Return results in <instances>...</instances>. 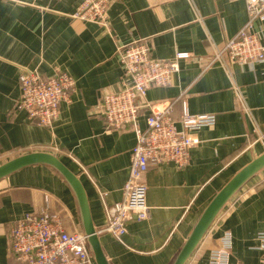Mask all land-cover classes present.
<instances>
[{"label":"crops","instance_id":"0c3cea01","mask_svg":"<svg viewBox=\"0 0 264 264\" xmlns=\"http://www.w3.org/2000/svg\"><path fill=\"white\" fill-rule=\"evenodd\" d=\"M81 2L0 0V164L31 152L55 154L82 181L110 264H173L216 193L264 152V140L255 141L264 132V63L216 60L217 50L247 26L246 0H115L107 27L76 18ZM254 30L264 44V20ZM139 40L153 58L179 65L173 83L150 87L145 103L171 104L174 119L187 106L192 114H214L216 123L193 133L197 142L188 164L150 165L143 178L148 217L130 220L119 240L104 231L107 208L123 197L137 134L109 129L101 104L106 93L133 85L118 48ZM23 69L44 78L64 71L75 80L72 100L60 104L52 126L16 108ZM149 105L140 108L141 130ZM45 210L58 213L69 231L84 232L77 196L52 166H27L0 180V264H21L12 253L11 230L25 214ZM227 232L230 264H264L258 239L264 232V169L224 207L186 264H209Z\"/></svg>","mask_w":264,"mask_h":264},{"label":"built area","instance_id":"2783aa9c","mask_svg":"<svg viewBox=\"0 0 264 264\" xmlns=\"http://www.w3.org/2000/svg\"><path fill=\"white\" fill-rule=\"evenodd\" d=\"M115 0H82L75 14L86 22L108 26V13ZM249 21L240 35L229 40L224 49H218L216 60L226 64L264 63V44L255 32L257 20H264V0H246ZM264 32V30H263ZM226 53L225 55H223ZM118 54L126 75L133 79L130 88L119 92H108L102 99V110L109 129L130 128L137 134V144L133 150L130 174L123 187V197L108 206V224L104 231L123 240L128 232V222L148 217L147 185L144 175L150 165L175 162L180 166L189 163L191 149L197 140L193 133L205 126L216 123L214 114H192L184 106L180 119H174L173 106L145 103L147 91L152 86H167L173 83L179 70L177 61L155 59L144 41H137L118 48ZM178 58H186L187 53H178ZM226 56V59L224 58ZM21 95L16 108L26 111L28 119L42 126H52L58 119L62 102H71V91L75 80L67 72L60 71L49 78L42 77L34 70L23 69L19 76ZM238 99L244 111H249L241 91L236 88ZM150 107L147 127H138L140 108ZM180 123L181 127H179ZM1 159V154H0ZM11 249L21 264H90L92 252L88 237L84 232L66 229L61 216L30 212L18 219L11 230ZM260 250L264 251V232L258 234ZM232 234L227 232L220 246L210 252L209 264H230Z\"/></svg>","mask_w":264,"mask_h":264},{"label":"water","instance_id":"95a60500","mask_svg":"<svg viewBox=\"0 0 264 264\" xmlns=\"http://www.w3.org/2000/svg\"><path fill=\"white\" fill-rule=\"evenodd\" d=\"M35 164H47L52 166L59 171L70 184L79 202L83 219L84 233L88 237L89 248L96 264H110L102 249L99 232L92 219L84 185L82 184L79 176L66 166L58 156L50 152H31L14 157L3 164H0V180L24 167ZM263 169L264 152L244 166L223 186L219 192L216 193L202 212L173 264H186L224 207L249 180H251Z\"/></svg>","mask_w":264,"mask_h":264},{"label":"rangeland","instance_id":"374dc122","mask_svg":"<svg viewBox=\"0 0 264 264\" xmlns=\"http://www.w3.org/2000/svg\"><path fill=\"white\" fill-rule=\"evenodd\" d=\"M73 91H71L70 94H72ZM263 140H264V132H261L260 135H256V140L255 141L260 142V141H263Z\"/></svg>","mask_w":264,"mask_h":264}]
</instances>
